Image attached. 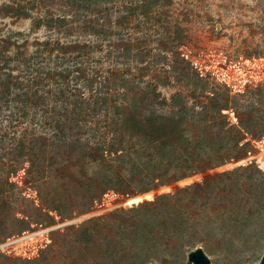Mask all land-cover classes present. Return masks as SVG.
<instances>
[{
	"label": "rangeland",
	"instance_id": "rangeland-1",
	"mask_svg": "<svg viewBox=\"0 0 264 264\" xmlns=\"http://www.w3.org/2000/svg\"><path fill=\"white\" fill-rule=\"evenodd\" d=\"M73 1L0 0V38L12 36L31 52L35 39L49 36L42 21L71 15ZM126 1L140 0H115L108 7L118 11ZM161 3L129 30L130 42L139 44L144 37L151 54L146 62L131 63L130 79L148 87L155 112L195 118L191 133L205 130V144L222 147L204 155V162L229 157L227 145L236 143L244 144V158L156 192L137 194L134 187L96 199V169L81 167L84 151L74 143H84L82 130L61 134L66 143L3 151L0 264H190L187 255L196 249L210 264L259 262L264 253V0ZM106 6L99 2L94 11ZM120 16L96 13L87 19L104 28L106 20L114 24ZM183 188L188 189L181 199L166 210L139 208ZM90 214L96 215L73 222Z\"/></svg>",
	"mask_w": 264,
	"mask_h": 264
},
{
	"label": "trees",
	"instance_id": "trees-1",
	"mask_svg": "<svg viewBox=\"0 0 264 264\" xmlns=\"http://www.w3.org/2000/svg\"><path fill=\"white\" fill-rule=\"evenodd\" d=\"M114 1L74 0L71 15L42 21L49 36L35 39L31 52L12 36L0 38V153L66 143V131L82 130L84 143H74L84 151L81 167L96 169V199L108 191L127 194L134 187L137 194L156 192L240 162L246 151L239 143L227 145L229 157L204 162V155L222 147L205 144V130L191 133L195 118L155 112L148 87L129 77L132 62L151 56L147 40L131 43L129 30L136 18L145 19L153 7L163 6V0L126 1L118 11L108 7ZM99 2L107 6L94 11ZM96 13L121 16L114 24L106 20L103 28L87 19ZM237 130L243 133V128ZM187 189L156 196L139 208L166 210Z\"/></svg>",
	"mask_w": 264,
	"mask_h": 264
},
{
	"label": "water",
	"instance_id": "water-1",
	"mask_svg": "<svg viewBox=\"0 0 264 264\" xmlns=\"http://www.w3.org/2000/svg\"><path fill=\"white\" fill-rule=\"evenodd\" d=\"M94 215H96V214H90L88 216H84V217H82L78 220H75L73 222L83 220V219L92 217ZM73 222H69L68 224L73 223ZM187 258H188V261L190 264H210V262L208 261V259L206 258V256L204 255V253L201 249H196V250L189 252L187 255ZM257 264H264V253H263L262 257L260 258V260Z\"/></svg>",
	"mask_w": 264,
	"mask_h": 264
}]
</instances>
